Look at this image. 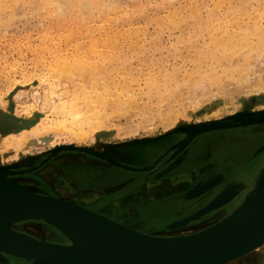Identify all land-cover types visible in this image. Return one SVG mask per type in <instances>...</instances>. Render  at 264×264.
<instances>
[{
    "label": "rangeland",
    "instance_id": "obj_1",
    "mask_svg": "<svg viewBox=\"0 0 264 264\" xmlns=\"http://www.w3.org/2000/svg\"><path fill=\"white\" fill-rule=\"evenodd\" d=\"M35 3V0L28 3L24 0H0V163H4V166H12L11 170L13 171H27L24 174H14L11 177L32 183L34 190L38 192H44L43 190L46 188L42 184L47 182L49 185L48 191L56 196L58 195L57 189L60 186L65 187V195L70 198L68 195L69 183L64 182V186L51 183L40 176L37 169L42 167L43 164L55 165V163L57 171L62 172V169H64L65 174L66 168L64 167L71 165H102L120 169L127 174V180L108 187L106 189L109 190L107 195L114 193L116 190L124 189V191H127L135 187V190H143L147 193L148 198L140 203L149 204L152 202V205L146 207L149 210V212H146L148 214L140 217L147 222L139 223L140 227L142 226L145 229L139 232L158 234L168 224L177 220L171 221L176 216V212H174L176 206L174 204L179 202L186 205L188 203V210L196 207L200 208L203 204L206 205L211 200L214 191L220 188L219 182H222V180L216 182V185L219 186L214 185L211 188L212 190L200 196L191 199L182 197V194L195 186L194 184L197 183L195 180L209 174L211 169L208 165L209 162L215 164L225 163L226 165L221 167H226L227 172L223 175L214 173L203 179V181L216 176L220 177V175L222 179L227 178V180L223 179L224 181H228L232 175L240 173L242 170L251 169L255 164L264 161V149L257 153L258 149L264 145V127L252 126L203 133L193 139L177 154L166 153L169 147L173 150L179 148L176 143L179 144L178 139L181 138L182 133L174 131L176 125L179 127V125L225 118L230 112L229 110H223L219 114L207 115L206 113L207 109L222 104L223 100L227 98L225 97L226 94H218L206 102L196 104L198 99L219 92V88L225 90L230 82L227 80L226 83V79L249 75L251 73L250 69L252 70L251 77L256 76V80L264 81V53L263 56L261 54L260 58V54L257 57L253 55L251 58L243 60L240 57L229 58L228 61L233 66L243 64V68L247 69L246 74L229 70L223 73L219 62L208 60L206 58L207 54H204L206 59H200L202 66L199 67L195 63L198 59L196 58L197 52L206 49L207 41H209V29H215L223 35L227 34L223 32L225 29L239 36L247 32L250 41H255L259 34L264 35V0H222L221 2L217 0H174L173 3L167 0H139L141 12L126 21L124 29L131 25L133 28L138 27V30L141 29L142 33H139L138 38L132 35V38L128 36V39L124 40L123 28L115 22L112 25L115 36L113 44H107L101 40L108 28L99 23L101 21L99 17L95 20L91 19L94 14L89 12L86 4L87 10L65 12V16H63L62 25L72 27L82 35L80 40L67 44L66 41L57 38L60 32H66L62 30L65 27H59L55 22V15L50 14L47 10L39 9ZM121 5L124 9H131L133 8V0H126ZM32 8H36V10L32 11ZM176 8L179 12L175 17L179 23H177L176 28H170V20L163 24L162 18L169 12L175 11ZM209 11H212L214 15L212 19L207 15ZM77 18H83L84 21L81 22ZM256 27H259V29H256ZM49 31H52L51 35ZM195 33H198L199 37H195ZM90 34L97 36L99 41L97 43L95 41V44L89 41ZM225 36L224 39H226ZM88 46L95 47L98 52L97 54L88 53L77 56L76 63L80 61L79 65H87L83 72H68L66 75L61 66H58L57 59L51 54L52 49L60 50L61 48V53L57 55V58H59V61L65 62L62 57L69 58L72 49L74 52L79 47L87 48ZM117 50L122 52L118 53ZM220 52V49L215 52L219 58H221ZM106 54L109 55L107 60L108 55L105 56ZM260 61L261 63H259ZM49 64L58 67H52L49 71V68H47ZM90 64H94V69L90 67ZM210 65L215 72L203 76L205 82L199 84L202 89L197 85V90L194 89L195 93L193 89L189 90L186 86H178L177 96L163 100L167 96V94L165 95L166 89H176L175 87L179 82L180 85L189 75L195 74L200 68L207 70ZM249 65L251 66L250 69ZM55 70L57 71L54 72ZM60 70H62V73ZM205 76L207 79L208 76L222 79L221 82L219 80L213 83L209 82L208 85ZM247 77L249 78V76ZM149 78L155 79L160 84V90H150L147 85ZM250 80L254 82L253 78L249 79V82ZM78 82L84 84L80 89L76 88L77 90H74L77 93H64L66 84L67 87H72L77 86ZM203 84H205V88L208 86L206 91H204ZM116 86L119 87L118 90H115ZM228 88H231L229 96L233 97V92L236 89L233 88L232 90V86L229 85ZM199 89L201 90L199 91ZM187 90L189 93H187ZM201 91H203L202 94ZM197 92L201 94H199V97H196ZM61 93L66 95L64 98L68 97L69 101L76 96L81 98L80 105H82L78 110L82 111H79L81 114L86 115L83 116L82 114L85 119L83 120L84 123L83 121L81 123L86 137L84 135L77 136L80 138L77 139L76 132H73L77 130L78 126H72L74 124L68 123L69 121L63 122L61 120L60 122L62 116L57 114L55 117L51 113V97ZM185 94L186 98L189 101L191 100L188 101L189 104L196 97L195 104L192 103L197 106L193 107V104H187ZM261 96H253V99H251L253 106L251 108L258 109L254 103L259 102ZM122 101L128 102L123 103ZM182 106H186L185 111ZM124 110L127 113H123ZM28 113L30 116L27 117L34 118L36 121L42 119L45 114L50 115L49 117L57 120L59 125L56 130L54 128L55 132L49 134L50 136H41L42 142L37 141L36 143V128L31 131L30 128L23 129L20 124H13L12 122L15 116L25 114L23 116V119H25ZM16 122L18 121L16 120ZM20 122H22V119ZM66 124H69V127ZM65 126H67V130L72 127L73 129L69 130L72 133L64 130ZM86 131H88V134ZM103 133L105 138L102 141L98 138V135ZM21 134L23 136L24 134L28 135V140L22 147L16 142L22 137ZM211 138H219L224 142L213 153V157L200 161L192 160L198 151L202 152L205 149L206 153L210 151L208 146L203 147L201 145L205 140ZM62 144L84 147L88 151L62 150L52 155V150L57 146H63ZM173 144L176 146L173 147ZM70 152L78 154L74 155ZM91 152L102 155L103 158ZM205 152L203 155H205ZM57 155L58 158H56ZM57 159H59L58 162H56ZM45 160L47 162L40 164ZM16 161H19V163H15ZM182 163H184V168H182ZM79 180H81V177L77 178V182ZM147 180L148 182H146ZM183 182L187 187L184 190L182 189L178 195H175L174 193L181 187ZM137 185L142 186L137 187ZM207 200L209 201L206 202ZM197 210L184 217L193 214ZM184 217H181V219ZM152 218L155 220L154 222ZM155 218H158V220ZM35 222H40V220L17 222L15 227L25 226L24 228L27 227L39 234L37 232L40 231ZM215 224H218V222ZM51 227L50 236L46 240L61 241L62 236L60 233L53 226ZM187 229L189 228L187 227L181 231L184 232ZM56 238L59 240H56ZM20 260L23 261L22 263L26 262L23 259ZM0 264L5 263L0 261Z\"/></svg>",
    "mask_w": 264,
    "mask_h": 264
},
{
    "label": "bare ground",
    "instance_id": "obj_2",
    "mask_svg": "<svg viewBox=\"0 0 264 264\" xmlns=\"http://www.w3.org/2000/svg\"><path fill=\"white\" fill-rule=\"evenodd\" d=\"M24 1L26 3H28L31 0H24ZM35 1H36V3H35L36 7H38L39 9H43L45 11L47 10L50 14L55 15V17H54L55 18V22H56V24H58L59 27H65V28H62V30L66 31V32H60L59 36L57 38L59 40L62 39L64 41H66L67 44L69 42H74V41L80 40L82 35L80 34V32H78L77 30L73 29L72 27H66V26L62 25V20L64 18L63 16H65L64 15L65 12H71V11H74V10H79L80 12L81 11H85V10H87V6H88L89 12L94 14L91 17V19L95 20L96 18L99 17L101 21L99 20L100 22L99 21L98 22L108 28V31L106 32L105 36L103 37V39H101L107 44H113L114 43L113 41L115 40V36H114L113 31H112V29H113L112 25L115 24V22H117V24H120L121 27L123 28L122 29V35H123V39L124 40H126V38L128 36H129V38H132V35L135 38H138L139 33L140 34L142 33L141 29L138 30L137 29L138 27L137 28L136 27L133 28L131 25L127 29H124L125 22L130 20L133 16H135V14L141 12V5L139 3V0H133V8H131V9H129V8L124 9V7L121 5L126 0H35ZM167 1L170 2V3L174 2V0H167ZM217 1L221 2L222 0H217ZM35 10H36V8H32V11H35ZM177 10H178V8H176L175 11H171L166 16H164V18H162V23L165 24V23H167V20H170L169 27L170 28H176L177 27V23H179L177 21L176 17H175L178 14V12H179ZM207 15H209L211 19L214 17L212 11L207 12ZM77 20H79L81 22L84 21L83 18H77ZM256 29H259V27H256ZM57 32H59V30H57ZM223 32L227 33V34H225L226 36L221 34V33H219L215 29H209V33H208L209 41H207L208 43H207L206 49H205V51H202V52L198 51L197 52L196 58H198V59H197V62H195V63L199 67L202 66V63H201L200 59L201 58H205L204 54H207L206 58H208V60L210 59V60H213L215 62H219V66L223 69V73H225L226 70H229V71H238L239 73H243L244 72V74H246L247 69L245 70L243 68V64H237V65L233 66L232 64H230V61H228V60H229L230 57H240L243 60V59L251 58L253 55H256V57H257L260 54L259 58H260L261 54L263 56V53H264V35L263 34H259L255 41H250V40H248L247 32H245L244 34H241L242 36H239L237 34H232V33L228 32L226 29ZM49 34L51 35L52 31H49ZM91 34L89 36V39H90L89 41H92V43H94L96 41L95 43H97V41H99V38L97 36L91 35ZM194 36L195 37H199V34L195 33ZM224 36L226 37V39L223 38ZM130 41H132V40L130 39ZM134 42L136 43V41H134ZM218 49L221 50V52H220L221 53V58H219L217 56V54L215 53ZM54 50H55V52H53ZM60 51H61V48H60V50L59 49H52V53L51 54H52V56H54L57 59L56 61L59 62V63L57 62L58 66H61V69L63 70V72L66 73V75L68 74V72H70V73L74 72V71L75 72H83L84 69L87 67V65L86 66L85 65H79L80 61H79V63H76V61L78 60L77 59L78 55H80V54L81 55L82 54H88V53L97 54V52H98L97 49L95 47H93V46H88L87 48L79 47L74 52H73V49H72V51L70 52L71 54L69 55L70 59L62 57L65 62H61V61H59V58H57V55L61 53ZM117 51H118V53L122 52L121 50H117ZM107 55L108 54H106L105 56H107ZM108 58H109V55L107 56L106 60ZM257 61H258V59H257ZM109 63H111V62H109ZM259 63H261V61ZM58 66L49 64L47 68H49L48 70L50 71L51 70L50 68H52V67L57 68ZM231 66H233V67H231ZM90 67L93 68L95 66H94V64H90ZM248 67L250 69L251 66L249 65ZM248 67L246 66V68H248ZM258 67H259V65H258ZM62 70H60V72ZM56 71L57 70H55L54 72H56ZM250 71L252 73L251 69H250ZM88 72H89V70H88ZM214 72H215V70L211 67V65H210V67L207 68V70H202L200 68V69H198L195 72V74H191L187 78H185L184 82H181L180 85H179V83H180L179 82L178 85H176L177 87H175L176 89H173V88L166 89L165 90V95L167 94V96H165L163 94L165 97L163 95L161 97L162 98L164 97L163 98V100H164L166 98L168 99L170 97L177 96V88H178V86L179 87L180 86H186L189 90H191V89L197 90L198 86H199V88L202 89V87H200V85H201L200 83H204L205 82V79H203V76L204 75H209V74H214ZM253 72H255V71H253ZM256 73H257V71H256ZM250 74L249 75L246 74L247 76H249V78L246 75H244L245 78H244V76H240L243 79L240 78V77L239 78L230 77V78L225 80L226 83H227V80H228V82L230 81L228 85L232 86V90H233V88L236 89V91L233 92V97L229 96V94H231V93H229L231 91L230 90L231 88H228V85H227L228 89L226 87H225V90H222V88H219V90H220L219 92H217L215 94L206 95L202 99H198V100L195 99V98L199 97L200 92H199V94L197 92L198 95L197 96L195 95L196 97L193 98V100L194 101L197 100L196 104H199V103H201L203 101L206 102L207 100L213 98V96H215V95L226 94L225 97H227V98H225L223 100L222 104H220L218 106L215 105L216 107H212L210 109H207V111H206L207 115L208 114H219L223 110L224 111L225 110H229L230 112L226 115V117H225L226 119L232 120V119L236 118V116H238V115H241L242 117H250L251 113H253L255 111L264 110V97H263L264 96V81L256 80L255 74H253L255 77H251L252 74L251 75ZM258 74H260V73L258 72ZM40 78H41V76H40ZM205 78H206L207 84L209 82L213 83L214 81H218V80H219V82H221V79H222V78L221 79L217 78L215 76H208V79L205 76ZM251 78H253L254 82H252L251 80L249 82V79H251ZM33 79H35V78H33ZM78 81H79V79H78ZM83 84L84 83H82V82H78L77 86L75 85V86H72V87H67V84H66V86L64 85L66 87V91H64V93L76 92L74 90H77L78 88L80 89L83 86ZM147 85H148V87L150 88L151 91L153 89L160 90V84H158L155 79L149 78L147 80ZM211 85H213V84H211ZM218 85H220V84H218ZM117 86L115 87V90L119 89V87H117ZM203 86H204V91H206L208 89V86L206 88H205V84H203ZM213 87H214V85H213ZM209 88H211V86H209ZM201 89H199V91ZM221 91H222V93H221ZM202 92L203 91H201V94H202ZM81 93H82V91H81ZM187 93H189L188 90H187ZM195 93H196V91H195ZM195 93H193V94H195ZM255 95L256 96L257 95L258 96L262 95L260 101L257 102V103H254L258 107V109L257 108L256 109L251 108L253 106V104L251 103V99H253V96H255ZM75 96H76V94H75ZM191 96H193V95H191ZM64 97H66V95H64L63 93L57 94L56 96L53 95L51 97V110H52L51 113L55 117H56L57 114L61 115L63 118L59 117L60 118V120H59L60 122H61V120L63 122L69 121L68 123L74 124L72 126H76V127L78 126L77 130L73 132V133L76 132L75 133L76 137L77 136H83V135L86 137V133L84 132L83 125L81 124L82 121L85 119L83 116H86V115L84 113H82L83 114V116H82V114H81L82 111L78 110L80 108V106L82 105V104L80 105L81 98L80 97L77 98V96H76V97H73V99H71V101H69L67 99L68 97L67 98H64ZM185 98H186V94H185ZM186 99L187 100H185V99L184 100L186 101L187 104H189V102L191 100L189 101L188 98H186ZM175 100H177V99H175ZM128 101H122V102L123 103L124 102L127 103ZM194 101H192V102L194 103ZM91 102H93V101L91 100ZM184 102H182V103H184ZM192 102L189 105H192L193 104ZM186 103H184V104H186ZM194 104H193V107L197 106V105L194 106ZM182 107H183L182 109L184 110L186 106H182ZM30 110H32V109H30ZM79 111H81V112H79ZM124 111H123V113H127L126 110H124ZM24 115L25 114H23L21 116H15V119H12V122H13V124H16V123L20 124V127L22 126L21 128H23V129L30 128L31 131H32L33 128H36L35 129V132H36V136H35L36 137V143H37V141L40 142L41 140H43V139H41V136L45 137L46 135L52 134L53 131L55 132L56 128L59 125V124H57L58 123L57 120H54L53 118L49 117L50 115L48 116V115L45 114L42 119H39L37 121L34 118L27 117V116H30L29 113L26 115L25 119H23ZM218 116H220V115H218ZM21 119H22V122H20ZM220 119H222V118H220ZM220 119L218 118V119H214V120H220ZM16 120L18 122H16ZM83 123H84V121H83ZM63 125H64V123L62 124V126ZM66 125L69 127V124H66ZM33 126H35V127H33ZM67 126H65L63 129L67 130L66 129ZM179 126H181V125H179ZM76 127H74V128H76ZM177 127H178V125H176V128ZM54 128H55V130H54ZM71 128L69 130L73 129V128L72 129ZM4 130H6V129H4ZM69 130H67V131H69ZM94 130H95V128H94ZM70 132L72 133V131H69V133ZM86 132L88 134V131H86ZM71 135H73V134H71ZM103 135H104V133L98 135V138L101 139L102 141L105 138V136H103ZM21 136H20L21 137L20 139L16 140V142L18 144H20L21 147H22V145L25 144V142L28 140V135L24 134V136H23L21 134ZM77 139H80V138L77 137ZM179 140L180 139H178V141ZM176 145L179 146L178 143H176ZM176 145L173 144V147H175ZM176 150H178V149H176ZM89 152H90V150H89ZM100 156H102V155H100ZM124 157H126V156H124ZM56 158H58V155H57ZM59 159H57V161L56 160L55 161L58 162ZM15 163L18 164L19 161H16ZM0 164L2 166H4V163H0ZM53 167H54V170H53ZM263 167H264V161L263 162H259V163L255 164L251 169L242 170L240 173L232 175L229 178L228 181H224V180H227V178L224 177L223 178L224 180H223L221 178V175H220V177L216 176L215 178H211V179H209L207 181H203L202 180L201 182L195 183L194 184L195 186L193 185L194 187H192L188 191L192 192V193H196V191H194V188H197L198 186H207V188L209 189L208 191H210V190H212L211 188L214 185L217 184L216 182H219V181L222 180V182H219L220 188L216 189V191H214L215 193L211 196L212 198H211L210 201H212L214 199L215 200H217V199L221 200V199L228 198L234 192H239L240 193L239 194V198L240 199L242 197H244V196H247V198H248L251 193H253V194L256 193V190H253L254 189V184H255L256 179L259 176V174L261 172V169ZM37 170H38V173H39L40 176H42L43 178H45L47 181H49L51 183L60 184V181L63 180L60 176H58L59 172L57 171L56 163H55V165L54 164H50V165L43 164L42 167L38 168ZM221 171H223V170H221ZM84 172L88 173L89 177H91V173L90 172H93V170H92V168H87L86 170H84ZM94 174L96 175V173H94ZM219 174H221V173H218L217 175H219ZM222 175H223V173H222ZM14 179L17 182H19L21 185L25 186L26 188L30 189L33 192L41 193V194L53 195L51 193H48L47 191L38 192V191L34 190V185H32V183H27L25 181H20V180H18V178H14ZM89 179L90 178H88V176L87 177L86 176H81V180H79V182H81L80 184H88ZM219 185H216V186H219ZM64 188L65 187H61L60 186L57 189V191H58V195L57 196L60 197V198L65 199V200H68L70 202L79 204L76 201H74L73 199H70L69 197H67L65 195L66 191H65ZM197 191L200 192L199 190H197ZM208 191H205V192H208ZM133 193H134V195H133ZM133 193L129 194V196L138 197V193H140V191L139 190H135ZM246 194H248V195H246ZM54 196H56V195H54ZM247 198H245V199L247 200ZM238 199L233 203V205H231V207H228V208L223 209V210H222V208H223L222 207L221 209H217V210L211 211L213 213H209V212L200 213L201 211H198L199 210L198 209L193 214H191V215H189L187 217H184L182 219L179 218L176 221H174V222L185 221V223L180 224V225H176L173 228H166L165 227L162 232H160L158 234L155 233V234L156 235L173 237V236H180V235L195 234V233L202 232V231L203 232H208L209 230H212V229L220 226L222 223H224L226 220H228V218H230L233 215V212L238 207L237 205H239L240 203H243L244 201H246L245 199L243 201H241L240 199L238 200ZM79 205H81V204H79ZM82 206H84V205H82ZM87 209H89V208H87ZM89 210L93 211L92 209H89ZM94 212H95V210H94ZM35 214L39 215L38 212H36L35 210H32L31 208H29V207H27V206H25L23 204H20V203H11V204H9V203L8 204L0 203V241L1 242L5 241V240L7 241L3 245L4 247H7V248L4 249V248H1V246H0V255L8 256L9 258H14V259L20 260V259H22L20 257H27V258L28 257H40L43 254L44 248H45L44 247V242L47 241L44 237L35 235L34 233H36V231H34V230L32 231L31 229L29 230V228H27V227L26 228H22V229L21 228H16L14 223H9L12 219H14V218H16L18 216H22V215H26L27 216V215H35ZM106 218H108V217H106ZM207 218H209L208 221H205ZM108 219H110V218H108ZM110 220L114 221L112 219H110ZM40 222H42V221H40ZM114 222H116V221H114ZM216 222H218V224H215ZM42 223H44V222H42ZM117 223H119V222H117ZM44 224H46V223H44ZM119 224H121V223H119ZM213 224H215V225H213ZM127 227L131 228L130 226H127ZM187 227L189 228V229H187V231H184V232L181 231V230H185ZM37 233H39V235L42 234L41 232H37ZM143 233H147V232H143ZM48 237H49V235H48ZM63 239H62V241H57V242L67 243V241L65 239L64 240ZM262 243H264V236L260 237L259 239L255 240L254 242L244 246L243 248H241V249H239V250H237V251H235V252H233V253H231V254H229L227 256L218 258L217 260L210 262V264H235L239 260H241L242 258L247 256V254H249L253 250H255ZM258 260L256 262H258ZM9 262H12L11 264H20V262H17V261H16L17 263L14 262V261H9ZM9 262H6L5 264H8Z\"/></svg>",
    "mask_w": 264,
    "mask_h": 264
},
{
    "label": "water",
    "instance_id": "obj_3",
    "mask_svg": "<svg viewBox=\"0 0 264 264\" xmlns=\"http://www.w3.org/2000/svg\"><path fill=\"white\" fill-rule=\"evenodd\" d=\"M250 115L179 126L174 129L182 133L179 148L173 150L169 147L166 153L177 154L203 133L247 126L264 127V110ZM262 149L264 145L257 153ZM62 150L87 151L84 147L63 145L54 148L52 155ZM44 162L46 160L40 164ZM11 168L12 166L0 165V203H20L39 215L18 216L9 223L40 220L53 226L67 241H45L44 252L40 257H20L26 261L20 264H210L264 236V167L254 184L255 194L251 193L248 198L244 196L240 199V193L234 192L228 198L214 199L198 208L200 213H211L222 207V210L231 207L238 198L241 201L247 198L237 205L228 220L208 232L173 237L138 232L85 206L58 196L33 192L11 177L27 171H13ZM206 188L207 186H198L194 188L196 193L188 191L182 197L195 198L206 193L209 190ZM183 223L185 221L171 222L166 228ZM6 242L0 241L1 248H7L3 246Z\"/></svg>",
    "mask_w": 264,
    "mask_h": 264
},
{
    "label": "flooded vegetation",
    "instance_id": "obj_4",
    "mask_svg": "<svg viewBox=\"0 0 264 264\" xmlns=\"http://www.w3.org/2000/svg\"><path fill=\"white\" fill-rule=\"evenodd\" d=\"M211 139L205 140L204 143L201 145L203 147L208 146L210 148V151L208 153L205 152L206 149L202 152L198 151L196 153V156H194L195 158H193L192 160L200 161L203 159H208L209 157L212 158L213 153L216 152V149L218 147H220L222 145V143H224L223 140H221L219 138H211ZM200 147H199V149H200ZM204 152H205V155H203ZM70 154L75 155L78 153L70 152ZM206 154H208V155H206ZM208 165L211 169H210L209 174L207 176H204V177L202 176V178H199L197 180H195V179H192V180H195L196 182H198V181H201L203 179H206V177H208V176H210L216 172H217L216 174H218V173L226 174V172H227L226 171L227 168L221 167L223 165H226L225 163H216L215 164V163L209 162ZM219 167H221V168H219ZM64 168H66L65 169L66 174L63 172L64 169H62V172L58 171L59 172L58 176H60L63 179L62 181H60V184L62 183L61 184L62 186H64L65 183H69V185H68L69 186L68 187V193L69 194L68 195L70 196L71 199L75 200L77 203L84 205L85 207H87L89 209H92L93 211L95 210V212L102 214L103 216H106V217H108V218H110L116 222H119V223L124 224L126 226H130L133 229L136 228L135 230H138V231L145 230L144 228H142V226L140 227L139 223L142 224L143 221H145V222H147V221L144 219H141L140 217L148 214L146 212H149V210H147L146 207H148L149 205H152L151 204L152 202L149 204H141L140 202L143 201L144 199L148 198V195H146L147 193H145V192H143V190H141L140 193H138V197L134 198L133 196H129V194H132L135 191V188H136L135 187V188L129 189L127 191H124V189L123 190H116L114 193L107 195L109 190H106V189H108V187L123 183L127 180L128 176L124 171H122L120 169H114L113 167L110 168V167L102 166V165H80V166L71 165V166H66ZM87 168H92V170H93V172H90L91 177H89L88 173L84 172V170H86ZM182 168H184V163H182ZM221 170H223V171H221ZM94 173H96V175ZM81 176H86V177L88 176V178L91 179V180L89 179L90 182L88 181V184H80L79 182H77V178L81 177ZM148 180L146 182H148ZM184 183L185 182H183L182 185H184ZM182 185L179 189L176 190V192L174 193L175 195H178V193H180L182 191V189L184 190L187 187V185H184V186H182ZM42 186H44L46 188L43 191H47L48 193H50L48 191L49 185L47 182H45V184H42ZM139 186H142V185H139ZM139 186L137 185V187H139ZM133 195H134V193H133ZM130 197H133V201L131 200L129 202V205H126L127 199H129ZM174 205L176 206L174 208V212H176V216L174 218H172L171 221L179 219L181 217H184L187 214L193 212L194 210H196L198 208V207H196L195 209L188 210V207H187L189 205L188 203L186 205H184V203L178 202ZM151 209H152V207H151ZM155 219L158 220V218H155ZM152 220H153V222L155 221L153 218H152ZM27 222H33V221H27ZM35 223H37L38 229L42 234L39 235V234H36L34 232L33 233L37 236H41V237H44L45 239H47L48 235L51 233L52 227H50L46 224L43 225V223H40V222H35ZM20 228L22 229L24 227H20ZM61 239H63V237ZM56 240H59V239L56 238ZM0 259H1L0 261H3V263L9 262V261H14V262L17 261L20 263L23 262L21 260L9 258L8 256H3V255H0Z\"/></svg>",
    "mask_w": 264,
    "mask_h": 264
},
{
    "label": "crops",
    "instance_id": "obj_5",
    "mask_svg": "<svg viewBox=\"0 0 264 264\" xmlns=\"http://www.w3.org/2000/svg\"><path fill=\"white\" fill-rule=\"evenodd\" d=\"M133 197L127 199L126 205H129L131 200L133 201ZM247 255L235 264H264V243Z\"/></svg>",
    "mask_w": 264,
    "mask_h": 264
}]
</instances>
